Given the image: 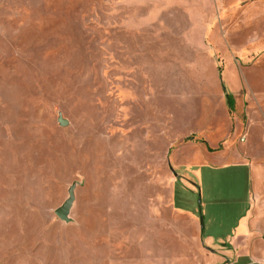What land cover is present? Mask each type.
<instances>
[{
  "label": "rangeland",
  "instance_id": "rangeland-1",
  "mask_svg": "<svg viewBox=\"0 0 264 264\" xmlns=\"http://www.w3.org/2000/svg\"><path fill=\"white\" fill-rule=\"evenodd\" d=\"M255 179L264 0H0V264H200Z\"/></svg>",
  "mask_w": 264,
  "mask_h": 264
},
{
  "label": "crops",
  "instance_id": "crops-1",
  "mask_svg": "<svg viewBox=\"0 0 264 264\" xmlns=\"http://www.w3.org/2000/svg\"><path fill=\"white\" fill-rule=\"evenodd\" d=\"M252 191L247 207L226 233L212 232L206 226L202 229L197 216L190 215L200 264H264V181L255 179ZM209 219L212 222V216Z\"/></svg>",
  "mask_w": 264,
  "mask_h": 264
},
{
  "label": "water",
  "instance_id": "water-1",
  "mask_svg": "<svg viewBox=\"0 0 264 264\" xmlns=\"http://www.w3.org/2000/svg\"><path fill=\"white\" fill-rule=\"evenodd\" d=\"M58 122L60 123V125H66L68 121L65 118H63L61 115H59ZM75 185L76 183H72L69 186L67 198L63 201V203L60 206H58L55 209L56 215L65 222H69L71 220L69 214L75 199V195H74Z\"/></svg>",
  "mask_w": 264,
  "mask_h": 264
}]
</instances>
